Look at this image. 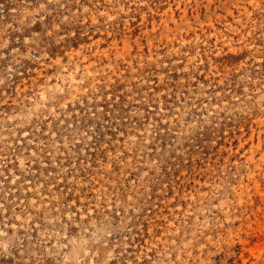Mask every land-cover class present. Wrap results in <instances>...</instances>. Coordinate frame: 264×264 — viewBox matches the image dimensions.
<instances>
[{"label":"rangeland","instance_id":"rangeland-1","mask_svg":"<svg viewBox=\"0 0 264 264\" xmlns=\"http://www.w3.org/2000/svg\"><path fill=\"white\" fill-rule=\"evenodd\" d=\"M0 264H264V0H0Z\"/></svg>","mask_w":264,"mask_h":264}]
</instances>
